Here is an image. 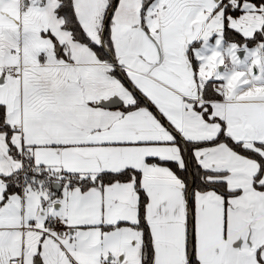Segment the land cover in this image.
Returning <instances> with one entry per match:
<instances>
[{
    "label": "snow or ice",
    "instance_id": "6c2138e0",
    "mask_svg": "<svg viewBox=\"0 0 264 264\" xmlns=\"http://www.w3.org/2000/svg\"><path fill=\"white\" fill-rule=\"evenodd\" d=\"M0 264H264V0H0Z\"/></svg>",
    "mask_w": 264,
    "mask_h": 264
}]
</instances>
